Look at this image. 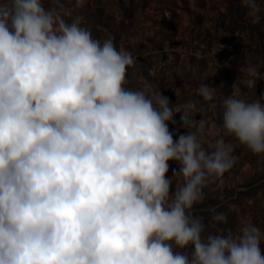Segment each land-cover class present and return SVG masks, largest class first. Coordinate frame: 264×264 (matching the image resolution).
<instances>
[{"label":"clouds","instance_id":"1","mask_svg":"<svg viewBox=\"0 0 264 264\" xmlns=\"http://www.w3.org/2000/svg\"><path fill=\"white\" fill-rule=\"evenodd\" d=\"M49 2L0 0V264H264L250 219L214 233L193 213L232 168L233 146L193 119L191 102L174 107L142 77L126 87L136 59L73 16L87 0ZM241 2L258 23L259 0ZM239 71L222 128L264 157V96L241 88L264 74L250 60ZM196 92L216 108L215 87ZM175 113L187 134L174 141ZM206 129L219 137L207 149ZM169 161L180 166L172 179Z\"/></svg>","mask_w":264,"mask_h":264},{"label":"rangeland","instance_id":"2","mask_svg":"<svg viewBox=\"0 0 264 264\" xmlns=\"http://www.w3.org/2000/svg\"><path fill=\"white\" fill-rule=\"evenodd\" d=\"M259 5L258 23L252 22L241 0H87L82 9L73 12V16L83 17L82 26L89 28L94 38L111 35L117 49L123 48L135 57L126 87H141L142 77L167 96L174 107L191 102L193 119H205L208 128L214 127L233 146L232 168L222 181L204 189L203 202L193 208L194 215L203 218L206 230L214 233L235 232L241 217L250 219L264 232V157L225 134L221 106L231 94L233 83L242 76L239 69L249 60L264 74V0H259ZM44 6L53 5L45 0ZM64 6L72 8L74 3L64 0ZM201 83L217 89L215 109L197 94ZM241 88L248 101L264 96V80L258 81L256 89ZM181 115L175 113L174 123L168 124L174 141L187 134ZM218 138L208 136L207 129L201 137L206 149L208 141ZM179 167L169 161L167 178L172 179ZM212 208L225 213L227 223L215 222ZM261 252L264 254V240Z\"/></svg>","mask_w":264,"mask_h":264}]
</instances>
